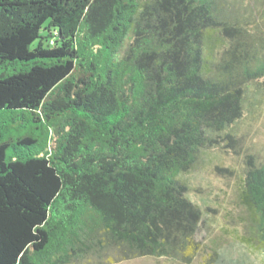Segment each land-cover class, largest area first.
<instances>
[{
	"label": "trees",
	"instance_id": "1",
	"mask_svg": "<svg viewBox=\"0 0 264 264\" xmlns=\"http://www.w3.org/2000/svg\"><path fill=\"white\" fill-rule=\"evenodd\" d=\"M264 0H0V264L200 250L182 175L236 141ZM244 241L264 250V161Z\"/></svg>",
	"mask_w": 264,
	"mask_h": 264
},
{
	"label": "rangeland",
	"instance_id": "2",
	"mask_svg": "<svg viewBox=\"0 0 264 264\" xmlns=\"http://www.w3.org/2000/svg\"><path fill=\"white\" fill-rule=\"evenodd\" d=\"M232 128L234 143L205 151L198 164L181 177L203 218L196 235L201 247L190 263L154 256L117 260L115 250L109 249L78 264H264V250L243 240L241 200L247 156L264 161V78L247 87L244 113Z\"/></svg>",
	"mask_w": 264,
	"mask_h": 264
}]
</instances>
